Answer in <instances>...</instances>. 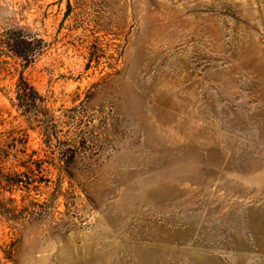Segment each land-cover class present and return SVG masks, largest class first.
<instances>
[{"label": "rangeland", "instance_id": "obj_1", "mask_svg": "<svg viewBox=\"0 0 264 264\" xmlns=\"http://www.w3.org/2000/svg\"><path fill=\"white\" fill-rule=\"evenodd\" d=\"M0 264H264V0H0Z\"/></svg>", "mask_w": 264, "mask_h": 264}, {"label": "trees", "instance_id": "obj_2", "mask_svg": "<svg viewBox=\"0 0 264 264\" xmlns=\"http://www.w3.org/2000/svg\"><path fill=\"white\" fill-rule=\"evenodd\" d=\"M9 39L6 41L7 45L5 46L8 51L11 52L16 58L24 59L28 55V51L32 45V41L27 36H21V30H12L9 32ZM17 87L19 83L23 82V79L20 77L18 80ZM22 88V87H21ZM23 89V88H22ZM19 90V88H18Z\"/></svg>", "mask_w": 264, "mask_h": 264}]
</instances>
